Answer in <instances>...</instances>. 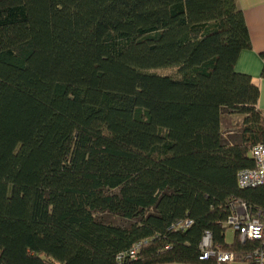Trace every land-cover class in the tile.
Wrapping results in <instances>:
<instances>
[{"label": "trees", "instance_id": "trees-1", "mask_svg": "<svg viewBox=\"0 0 264 264\" xmlns=\"http://www.w3.org/2000/svg\"><path fill=\"white\" fill-rule=\"evenodd\" d=\"M250 46L235 0H0V264H256Z\"/></svg>", "mask_w": 264, "mask_h": 264}, {"label": "built area", "instance_id": "built-area-1", "mask_svg": "<svg viewBox=\"0 0 264 264\" xmlns=\"http://www.w3.org/2000/svg\"><path fill=\"white\" fill-rule=\"evenodd\" d=\"M255 166L243 169L238 173V184L242 188L255 187L264 184V142L257 143L250 150ZM230 215L225 222L241 242L256 241V246L248 257L256 264H264V211L251 207L245 202L230 198L227 201ZM190 224L189 222L186 225ZM201 259L215 258L217 262H232L235 255L223 251L218 245H211L210 234H207L200 244ZM135 251H130L134 255ZM123 254L120 255L122 257Z\"/></svg>", "mask_w": 264, "mask_h": 264}, {"label": "crops", "instance_id": "crops-1", "mask_svg": "<svg viewBox=\"0 0 264 264\" xmlns=\"http://www.w3.org/2000/svg\"><path fill=\"white\" fill-rule=\"evenodd\" d=\"M242 11L251 46L240 52L235 64L237 72L248 74L259 88L258 108L264 114V78L261 77L264 51V0H235Z\"/></svg>", "mask_w": 264, "mask_h": 264}, {"label": "rangeland", "instance_id": "rangeland-1", "mask_svg": "<svg viewBox=\"0 0 264 264\" xmlns=\"http://www.w3.org/2000/svg\"><path fill=\"white\" fill-rule=\"evenodd\" d=\"M233 238H234L233 231L231 230V228L227 227V229L225 231V241L227 243H231L233 241Z\"/></svg>", "mask_w": 264, "mask_h": 264}]
</instances>
